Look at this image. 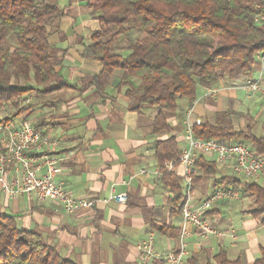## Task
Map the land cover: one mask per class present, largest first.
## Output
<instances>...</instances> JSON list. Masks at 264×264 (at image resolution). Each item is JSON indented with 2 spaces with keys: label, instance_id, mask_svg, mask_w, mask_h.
<instances>
[{
  "label": "crops",
  "instance_id": "obj_1",
  "mask_svg": "<svg viewBox=\"0 0 264 264\" xmlns=\"http://www.w3.org/2000/svg\"><path fill=\"white\" fill-rule=\"evenodd\" d=\"M58 1L67 14L56 22L49 43L57 48L55 60L62 61L58 82L67 85L41 96L44 100L40 105L49 109L48 117L41 112L33 124L55 141L44 154L63 158V172L57 179L76 197L96 199L97 203L68 212L58 201L39 203L33 195L8 193L0 184V207L17 214L21 227L42 231L62 255L79 264H142L138 244L153 233L156 254L178 248L183 223L173 192L156 171L160 166L155 142L173 134L182 148L188 124L207 119L214 122L218 111H230L232 117L244 114L249 124L255 122L254 131L262 134L264 92L245 89L248 80L224 77L216 86L221 87L218 93L212 95L209 88H202L193 104L181 100L175 112H167L171 129L153 133V119L159 109H133L135 95L125 93L130 86L120 90L115 86L125 70L115 68L102 75L98 85L95 76L103 66L81 54L84 45L91 42L92 33L101 28L92 9L84 0ZM258 128L263 132L258 133ZM206 158L214 161L210 155ZM233 170L231 164L217 166L213 173L197 168L199 179L192 185L194 202L202 201L217 188H233L231 181L235 178L245 181ZM176 171L180 173L181 168ZM5 178L10 182L21 179V165L12 163ZM258 183L264 186V173ZM112 188L127 192L126 204L109 200ZM241 196L222 199L208 213L217 233L202 234L195 225H188L185 264L191 256L206 261L223 249L242 264H254L264 247V211L260 214L262 208L254 195ZM251 202L258 207L251 208ZM147 262L168 264L157 256H150Z\"/></svg>",
  "mask_w": 264,
  "mask_h": 264
},
{
  "label": "trees",
  "instance_id": "obj_2",
  "mask_svg": "<svg viewBox=\"0 0 264 264\" xmlns=\"http://www.w3.org/2000/svg\"><path fill=\"white\" fill-rule=\"evenodd\" d=\"M84 2L101 24L81 52L103 66L95 76L96 83L101 84L102 75L123 68L125 75L115 86L119 90L130 86L125 93L135 95L133 109H159L153 133L171 129L167 112H175L181 100L193 104L202 88L216 87L224 77L251 80L261 69L258 57L264 54V0ZM66 14L58 0H0V112L26 95L46 96L67 85L58 82L62 61L55 60L57 48L49 43L53 25ZM134 30L141 36L131 37ZM120 36L128 40L126 49L118 46ZM55 82L59 84L53 86ZM18 113H10L4 120L0 114V126L13 121ZM231 113L218 111L214 122L207 119L195 124V134L242 140L264 156V132L257 134L251 124L236 129ZM182 148L173 134L155 142L162 182L173 192L180 214L186 192L184 177L165 163L177 159ZM2 149L0 141V152ZM206 157L201 155L196 167L216 172L217 163ZM197 179L195 173L193 181ZM231 182L242 195H255L263 213L264 186L258 180L235 178ZM41 232L21 227L17 214L0 207V264H79L62 255ZM260 251L254 264H264V247ZM186 264L242 262L223 249L206 261L191 256Z\"/></svg>",
  "mask_w": 264,
  "mask_h": 264
},
{
  "label": "built area",
  "instance_id": "obj_3",
  "mask_svg": "<svg viewBox=\"0 0 264 264\" xmlns=\"http://www.w3.org/2000/svg\"><path fill=\"white\" fill-rule=\"evenodd\" d=\"M261 69L255 80H248L245 89L252 91L261 90V80L264 74V54L259 55ZM221 87L208 89L209 94H216ZM189 123L185 133L186 144L182 148L177 159L166 161L165 166L169 170H176L179 166L186 183L184 204L181 208L182 227L179 232V247L170 249L164 254H156L155 238L149 233L147 239L138 244L142 264H148L150 256L164 259L168 264H185L188 254L187 237L190 235L188 225H195L202 234L217 233L208 219V212L213 206L224 198L237 199L240 191L233 188H217L200 202H194L193 177L197 171L196 161L201 155L214 157L219 167L232 165L233 171L238 177L245 180H259L264 173V156L258 154L244 141L228 138H204L195 134V124ZM0 184L2 188L13 195L25 193L33 195L40 202L47 199L58 201L64 205L68 212L80 208L93 207L96 199L76 197L57 179L63 172L61 162L63 158L48 156L44 149L55 141L49 135L39 132L33 122L28 118L14 119L0 126ZM12 163H19L22 169V178L13 182L5 178L7 169ZM45 167V171L43 168ZM146 172L147 170H142ZM161 174V170H157ZM109 200H115L126 204L127 192H118L112 188Z\"/></svg>",
  "mask_w": 264,
  "mask_h": 264
},
{
  "label": "rangeland",
  "instance_id": "obj_4",
  "mask_svg": "<svg viewBox=\"0 0 264 264\" xmlns=\"http://www.w3.org/2000/svg\"><path fill=\"white\" fill-rule=\"evenodd\" d=\"M53 26H55V25H53ZM135 36H141V32H139L138 30L132 31L131 37H135ZM120 37H119L117 43H118L119 47H122L121 49H124L125 48L124 46H126L128 44V40L125 39V37H122V36H120ZM119 50H120V48H119ZM263 78H264V76H263ZM263 78L261 80V90H260L262 92H264ZM135 82L137 83L138 80H135ZM138 90H140V87H138ZM256 92H259V91H256ZM43 100H44V97L38 96L35 93L34 94L31 93V95H26L25 97H22L21 99H19L17 101V103L13 102V103L8 104L4 108V110H2L0 112L2 120H4L10 113H14V114L16 113L17 114L19 112L18 115L14 118L15 120L20 119V118H22V119L28 118L35 124L37 119L40 117L39 114H41V112L44 113V117H46V118L48 117V113H46V111H48L49 109L47 108V110H46L45 107H41V105H40L41 101H43ZM39 110H41V111H39ZM234 115L232 117V122H233L234 127L236 129L246 128L249 125L248 117L244 116V114H242V115L234 114ZM251 123H252L251 125L254 128L255 122L251 121ZM261 132H263V129L260 128L258 130V133H261ZM241 197L242 196L240 195L239 198H241ZM239 198H237V199H239ZM248 205L251 206V208H257L258 207L257 204L256 203L254 204L253 202L249 203Z\"/></svg>",
  "mask_w": 264,
  "mask_h": 264
}]
</instances>
